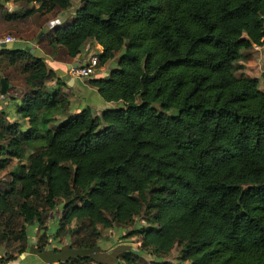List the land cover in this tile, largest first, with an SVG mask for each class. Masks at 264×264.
Instances as JSON below:
<instances>
[{"label":"trees","instance_id":"trees-1","mask_svg":"<svg viewBox=\"0 0 264 264\" xmlns=\"http://www.w3.org/2000/svg\"><path fill=\"white\" fill-rule=\"evenodd\" d=\"M15 3H40L23 19L73 7V0ZM263 16L264 0H82L71 23L45 36L49 54L73 62L91 41L103 48L97 69L119 58L108 78L89 85L123 106L100 115L86 107L58 126L72 107L48 86L62 85L58 74L31 52L2 50L0 73L20 71L30 88L16 106L22 131L1 107L0 76V173L18 161L0 191L1 264L19 259L14 244L27 253L36 232L47 240L60 205L55 241L76 222L86 230L68 264H95L101 230L139 217L147 225L131 235L142 248L117 264H173L166 259L176 247L178 264H264V91L243 64L244 52L264 47ZM46 246L38 252L47 254Z\"/></svg>","mask_w":264,"mask_h":264},{"label":"rangeland","instance_id":"rangeland-1","mask_svg":"<svg viewBox=\"0 0 264 264\" xmlns=\"http://www.w3.org/2000/svg\"><path fill=\"white\" fill-rule=\"evenodd\" d=\"M40 3L35 4V6H39ZM82 6V0H73V7L71 8L70 11V17H67V20L65 21L64 25L71 23L74 18L76 17L77 11L78 9ZM62 12L57 13V14H51L48 15L47 18H43L40 16L36 17V22L39 24V26L43 29L46 24L48 23L47 21H56L59 19V16L61 15ZM53 26L52 29H55L57 26H59L58 24L56 25V23L52 24ZM41 30V29H40ZM50 32V29H49ZM47 32V33H49ZM43 35V33H41L39 35V37H41ZM1 36V35H0ZM5 36V35H3ZM2 37V36H1ZM44 37V36H43ZM9 49L11 50H23V48H19V46L15 45V44H11L8 46ZM88 49V55L84 54L82 55V59L88 60L89 56H95V55H99L100 53L103 52V48L100 47L98 44L96 43H92L91 41H89V43L87 44V46L85 47V49ZM26 50V48H25ZM63 54L58 55V59L62 58ZM244 56L246 57V60L243 62L246 70L244 71L245 74L248 77L251 78H257L260 81V89L262 91H264V47H255L253 50L251 51H246L244 52ZM118 60L119 58H117L114 61L109 62L105 69L101 71V68L98 69L96 71V73L94 74L93 77H96L97 79L100 78H105V77H109V72L111 74V71H113L114 69L117 68L118 66ZM11 74H13V78L15 80H17L18 82H13L14 84H19L21 87V92L20 95L24 94L25 92L29 91V88L27 86V82H23L24 80V75L19 71H15L14 69H11ZM102 72V73H101ZM108 72V74H107ZM242 72H238L237 76H240ZM72 75V74H71ZM109 75V76H108ZM73 76V75H72ZM74 77V76H73ZM75 78V77H74ZM83 82L89 83V79L86 80H82ZM66 82H68L66 80ZM69 81V85H70ZM56 82H50L49 83V88H51L52 90H57V88H55ZM64 89L71 92V90L73 89L72 86L68 87L67 84H64ZM59 90V89H58ZM60 93L62 95L65 96H69L70 100L72 99V107L70 109V111H65V113L63 115H60L57 118V122L55 123V126L60 125L61 123L67 121L68 119H70L73 116H77L76 112L78 110L77 107L79 105H90L93 113H95V115H100L103 111L101 110L100 112H95L97 107H98V101L95 99V97L90 94L87 93L85 94L83 97H77V94H73L71 92V94L69 95L68 92H64L59 90ZM123 104H115V106L113 108H119L122 107ZM155 109L160 110V106L156 105L154 106ZM16 120V124H18L21 128L22 131H26L27 130V123L26 121L23 119L22 116H20L19 114H15V118ZM34 151L30 150V153L32 154ZM14 163H12V165L9 167V169H7L6 171L0 173V191H4L6 190V185L5 184H9V182L11 181V170L12 168L18 164V161H13ZM27 163V162H26ZM63 205H60L55 211L50 213V219L48 222V239L47 240H42V236H43V232L37 234V232L35 233V235L32 236V238L29 241V248L27 250V253L23 254V255H27V254H32L35 256V259L29 260L27 264H53L51 262V260H60L63 259V263H55V264H68L66 263L67 260L70 259L71 256H75L73 255V252H75V250H77V248L80 246L81 244V240L86 236V230L85 227L83 226V224L81 223H74L72 226H68L62 230L59 231V239L57 241H55V236L57 235V229L59 228V224H60V220L63 217ZM146 221L144 220V217H139L136 219L135 224L131 227H127L124 229L121 228H113V229H109V230H101V235H100V239L97 240V246L99 247L98 250H96V252L91 253L92 254V258L94 259L95 264H99V263H105V264H117L119 261H121L122 255L127 252V251H134V252H139L141 250V246H142V238L139 236H132L131 233L136 229V228H141L143 226H146ZM33 228H31L32 230ZM35 232V229L33 230ZM47 244L46 246V252L47 254L43 255L41 253L38 252V248L43 246L44 244ZM19 244H14L13 247L9 250L10 253L13 256H17L20 257V254L18 253V248H19ZM4 247V246H3ZM57 248L58 250L55 251V253L53 252L55 249L53 248ZM6 250V249H5ZM63 252V253H60ZM180 248L176 247L173 252L171 253V255L166 259L167 261L173 263V264H178L180 263ZM144 259L148 262L151 263L152 261L156 260L155 257H152L149 254H145L144 255Z\"/></svg>","mask_w":264,"mask_h":264},{"label":"crops","instance_id":"crops-1","mask_svg":"<svg viewBox=\"0 0 264 264\" xmlns=\"http://www.w3.org/2000/svg\"><path fill=\"white\" fill-rule=\"evenodd\" d=\"M38 8L37 6L34 5H30V6H24L23 8L20 7L19 5H17L15 3V0H2L0 2V35L3 36H12L13 38H15V42L12 44H15L17 46H19V48H23V50H25V48H27L30 45H33V50H35V53L33 55H35L37 58H41L44 60V62L47 64L48 68L50 70L55 71L58 76L59 79L62 82L61 86L57 85V82L55 84V88H57V90H61V91H66L69 93V95L71 94V92L73 94H77V97H83L85 94L90 93L92 94L95 99L98 101V107L96 109L95 112H100L101 110L104 111L106 109H110L113 108L115 106V104H111V103H105L101 97L98 94L97 89L92 88L89 83L83 82L82 80L78 79V78H74L71 75V67L74 64H80L82 62H86L85 59H82V55L85 52V55H88L89 50L85 47L87 46V44L89 42H87L83 48V54L77 58L76 60H74L73 62H64V61H59L58 58H55L53 56H51L49 54L48 51V40L45 39V36L48 34L47 32H49V29L51 30L53 26L52 24L56 23V25L58 24L60 27H62L65 23V21L67 20V17H70V11L67 12H62L61 15L59 16V19L56 21H47L48 23L46 24V26L42 29L39 24L36 22V17L38 15H29V17H27L26 19L21 18V16L24 14V12L27 11L28 8ZM18 14L19 16L17 18H10L7 19V15L8 14ZM48 16H44L43 18H47ZM58 27V26H57ZM56 27V28H57ZM41 29V30H40ZM43 33L42 37H39V35ZM93 43V42H92ZM9 49V48H8ZM11 50V49H10ZM92 56L90 55L89 58H91ZM106 66L101 68V71L106 70L105 69ZM112 72V71H111ZM102 73V72H101ZM1 74V73H0ZM108 74V72H107ZM3 79H5V75L8 76L10 78V86L14 88V91H12L10 93V95H8V97L3 96L1 98L2 100V109L6 110L9 114V121L11 122V124H14L16 122L15 118V114L16 113V106L20 103V92H21V87L19 84H14L13 82H18L17 80H15L13 78V74H11V71L9 70L7 73H5L4 75L1 74ZM110 75V72H109ZM108 75V76H109ZM104 78V77H103ZM107 78V77H105ZM6 80V79H5ZM66 80L68 82H66ZM69 81L70 85H69ZM25 82V81H23ZM64 84H67L68 87L72 86V90L71 92L67 91L64 89ZM28 86V85H27ZM29 87V86H28ZM11 97L15 100L12 101ZM72 102V99L70 100ZM86 107H91L90 105H79L77 107L76 110H78L76 112V115L80 114ZM7 255V251L5 250V247H3L2 245H0V264L1 262L6 258ZM17 257V256H15ZM35 259V256L32 254H27V255H21L19 257L18 260L11 262L10 264H27L29 260Z\"/></svg>","mask_w":264,"mask_h":264},{"label":"built area","instance_id":"built-area-1","mask_svg":"<svg viewBox=\"0 0 264 264\" xmlns=\"http://www.w3.org/2000/svg\"><path fill=\"white\" fill-rule=\"evenodd\" d=\"M263 20V26H264V16L262 18ZM15 42V38L12 36H0V52L6 48H8L9 45ZM99 57L98 55L92 56L86 62L80 63V67L78 69H71V74L80 80H86L93 78L94 74L98 70L99 65Z\"/></svg>","mask_w":264,"mask_h":264},{"label":"water","instance_id":"water-1","mask_svg":"<svg viewBox=\"0 0 264 264\" xmlns=\"http://www.w3.org/2000/svg\"><path fill=\"white\" fill-rule=\"evenodd\" d=\"M43 36V35H42ZM41 36V37H42ZM26 51L27 52H31L32 54H34L35 53V50H33V45H30V46H28L27 48H26ZM80 67V64H74L71 68L72 69H78ZM0 76H1V74H0ZM1 84H2V90H1V93H2V96H6L7 95V93H8V90L10 89V85L8 84V82L5 80V79H3V78H1Z\"/></svg>","mask_w":264,"mask_h":264}]
</instances>
